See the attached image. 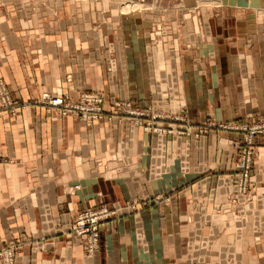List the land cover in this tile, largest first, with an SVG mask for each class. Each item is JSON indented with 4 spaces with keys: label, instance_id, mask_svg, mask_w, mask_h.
Here are the masks:
<instances>
[{
    "label": "crops",
    "instance_id": "crops-1",
    "mask_svg": "<svg viewBox=\"0 0 264 264\" xmlns=\"http://www.w3.org/2000/svg\"><path fill=\"white\" fill-rule=\"evenodd\" d=\"M19 3L16 15L26 4L38 17L33 26L9 19L0 32V78L23 102L15 118L0 111V243L25 242L15 264H264V146L243 197L240 133L148 134L146 117L87 126L33 105L52 90L88 91L103 96L106 114L124 101L186 110L194 132L212 119L250 124L264 116V20L247 19L264 0ZM100 205L116 214L89 255L69 229Z\"/></svg>",
    "mask_w": 264,
    "mask_h": 264
},
{
    "label": "built area",
    "instance_id": "built-area-1",
    "mask_svg": "<svg viewBox=\"0 0 264 264\" xmlns=\"http://www.w3.org/2000/svg\"><path fill=\"white\" fill-rule=\"evenodd\" d=\"M40 104L47 107V113L56 112L65 116L72 114L87 126L95 123L118 122L123 123L125 117H130L131 123L137 127L143 125L139 119L146 112L136 108L132 103L124 101L119 104L114 113L106 114L104 111V98L100 93L80 91L77 98L64 95L45 96ZM18 100L12 91H9L7 83L0 78V111L7 110L13 116L18 113ZM151 122L158 120L159 116L152 115ZM144 127H153L146 124ZM241 132V141L238 160L236 163L235 188L237 194L248 197L252 194L251 177L254 167L256 139L264 135V123L255 127H230ZM78 187L76 186L75 189ZM147 205V204H146ZM134 208V207H133ZM116 214L115 210L106 205H100L97 209H83L71 223L69 231L82 242L87 254L94 255L101 247L100 225L108 222ZM25 242L18 239H10L5 245L0 243V264H15L17 255L23 250Z\"/></svg>",
    "mask_w": 264,
    "mask_h": 264
},
{
    "label": "rangeland",
    "instance_id": "rangeland-1",
    "mask_svg": "<svg viewBox=\"0 0 264 264\" xmlns=\"http://www.w3.org/2000/svg\"><path fill=\"white\" fill-rule=\"evenodd\" d=\"M19 1H21V0H0V32L2 31L3 23H7V21L9 19H13V20L15 19L17 21V22L15 21V22L19 23V24H22V23L25 24L24 22H26V24H28V26H33L34 19L35 18L37 19V17H38V16L35 17V14H37V12H35V9L26 10L27 9V7H26L27 5L24 4L25 7H24V10H22V11H24L23 12V17H20L19 13H18V15H16L18 9L21 8ZM72 1H76V0H72ZM102 1L103 0H101V2ZM134 1L135 0H111V2H113V4L124 3V4H127V5H129L130 3L134 2ZM136 1L137 2H150V1H156V0H141V1L136 0ZM34 2L37 3L36 1H34ZM213 2H217V0H213ZM225 4L229 5L228 3H225ZM132 5H133V3H132ZM212 5H215V4H212ZM224 5H222V6H224ZM124 7H125V5H124ZM153 8L154 7H152L150 5L148 10H152ZM138 9L140 10V8H138ZM144 9H147V8L141 7V10H144ZM249 11L253 13L252 15H249L248 16L249 19H247L250 24H253L254 20H257V18L259 20H261V19L264 20V12L259 13L258 10H256L255 8H253L252 10H249ZM57 12H58V10L56 11V9L50 10V13H48V15H47V17H49V19H50V22H53L55 20L54 18H57V15H59V13H57ZM261 16H263V17H261ZM18 32H19V35L21 34V36H23V33H24L23 30H19ZM51 33H52V31H51ZM94 33H96V32H94ZM4 37L6 39H8L7 35L4 34V36L1 37V40H3ZM153 41H154V39L151 41V43ZM153 43H156V41H154ZM255 45H257V44L255 43V41L252 40V38L251 39H249V38L247 39L246 38L245 42L243 43L244 49H248L249 48L250 50H252V49H254ZM228 46L231 47V45H228ZM237 46H238V43L233 48H236ZM152 47H154V48L158 47V43H156L155 46L152 45ZM59 90L58 89L57 90H52V92H50V93L42 94L40 96V98H35V100L33 101V103H34L33 105H37V106L42 107L44 112H45V114H47V115L52 114V113H50V114L47 113V107L42 105V104H40V102H44L43 98L45 96H48L50 94L51 95L60 94L58 92ZM85 92H88V91H85ZM21 105H23V102H20L18 100V106H19L18 113L22 109ZM157 108L158 107H155V109H153V110L150 108L151 111H150V109L147 110V111H144V112H146L145 115L140 117V118H142V117L145 118L146 117L149 120L148 123H146V124L153 126V127H149L148 129H147V127L143 128L144 132H146L148 134H158V135H166V136L178 135L180 137L184 136V137H187V138H193L194 137L195 139H198V138L200 139L201 137L209 135V133L211 132V129L214 128V129H217V130H220V131L229 130V131L237 132V133H240V135H241L240 131H237V130H234V129L230 128V127H234V126L222 125V124H219V122L214 121L213 119L209 120V121H205V123H202L196 129V132H194V130H191L193 124H192L189 116L187 115V111L186 110H184L183 113H181L180 115H178V114L175 115V114H170V113L165 114V112H164L165 110L157 109ZM2 112H4V111H2ZM6 112H8L11 117H14V118L17 117V115L13 116L10 113L9 110H7ZM53 113H54V115H57L56 112H53ZM153 114L159 116V118H158V120H155V121L151 122V118H152L151 116ZM248 118L251 119L250 124L243 123L242 125H239L237 127H242V126L243 127L244 126L255 127L258 124L264 123V116H261V115H258V114H256V116L253 115L252 117H248ZM164 122H171L173 124H178V127H173L172 126L173 124L172 125H168V126H171V127H168V128L167 127H163V126L161 127V126L158 125L159 123H164ZM155 123H156V125H155ZM260 136L264 137V135H260ZM262 137H257L256 145L254 146V148H255L254 167L259 161V158H258V154L259 153H258V151H259L260 147L264 146V143H263L264 141L262 140ZM240 141H241V139L238 141L239 142V148H238V152H237V159H239L238 155H239V149H240V145H241ZM143 205L144 206H148V202H146V201L143 202Z\"/></svg>",
    "mask_w": 264,
    "mask_h": 264
}]
</instances>
